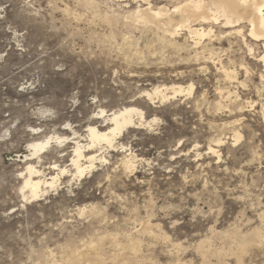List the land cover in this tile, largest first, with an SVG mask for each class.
Segmentation results:
<instances>
[{
	"label": "rangeland",
	"instance_id": "1",
	"mask_svg": "<svg viewBox=\"0 0 264 264\" xmlns=\"http://www.w3.org/2000/svg\"><path fill=\"white\" fill-rule=\"evenodd\" d=\"M177 1L148 3L172 11ZM146 7L143 0H0V264L78 257L82 264H264L263 44L246 26L244 41L213 26L211 40L196 48L189 39L187 48H165L150 25L133 19ZM220 65L237 81L227 82ZM159 85L193 92L147 100ZM229 92L239 96L235 106H227ZM123 107L156 121L123 132L117 143L125 147L97 154L106 161L92 173L23 198L27 165L47 176L54 163L69 169L71 139L84 143L101 110ZM241 109L243 140L235 144ZM50 137L71 142L52 139L31 158L29 145ZM219 138L212 157L208 147ZM124 157L134 169L114 179ZM91 246L98 260L86 254Z\"/></svg>",
	"mask_w": 264,
	"mask_h": 264
},
{
	"label": "bare ground",
	"instance_id": "2",
	"mask_svg": "<svg viewBox=\"0 0 264 264\" xmlns=\"http://www.w3.org/2000/svg\"><path fill=\"white\" fill-rule=\"evenodd\" d=\"M143 1L146 2L147 7L144 9H138L133 14V19H135L136 21H139L144 26L150 25L152 27V29L155 30V33H157L156 35L158 36L157 37L158 41L160 43H162L165 46V48L167 47V48H171V49H175V50L176 49L181 50V49L187 48L188 47V39L193 44L192 46L194 48H196L198 45H200V44L202 45L201 41L204 38H209V39L211 38V36L213 35V31H212L213 26H216L218 29H228V31L221 32L222 35L224 33H226V36H232V35L234 36L235 35L236 37H238L242 41H244L245 35L243 33V29L246 26L247 31H248L247 36L252 41H254L256 43L257 42L262 43L263 49H264V0H181V2L177 1L176 2L177 4L174 2L176 4V6L173 7L172 11L165 9L164 7H160V8H157L156 10H153L150 7L148 0H143ZM206 24H207L206 28L201 27L202 25H206ZM197 27H199V28H197ZM154 30H153V32H154ZM181 35L182 36L187 35V38H184L183 42L179 43V38H182ZM154 36H155V34H154ZM189 46H191V45H189ZM165 48H164V50H165ZM203 48H205V47H203ZM209 51H210V49H209ZM201 52H203V51H201ZM207 52H208V50H207ZM197 55L199 56V54H197ZM202 57L204 58L205 56L203 55ZM196 58L198 59V57H196ZM257 59H259L257 61L259 63H261L263 65V68H264V54H263V56H259ZM207 60H209V59H207ZM202 61H203V59H202ZM219 63H221V60L219 61ZM203 67H202V69H203ZM219 70L222 71V74L225 77V80H227V82L228 81L230 82L231 80L237 81L236 76H235V72H233V70L229 71V70L225 69L224 66L222 67L221 65H220ZM245 75L247 76V73ZM260 79H262V82H264V75L261 74ZM242 83H244V82H242ZM263 91H261V92H263ZM192 92H193V86L192 85H189L187 88H183L180 85L179 86L178 85H171V86H165V85L160 86L159 85L157 87H153L152 91L145 92V95L147 97V100H150V101L158 100V102H165V101H168L172 98H176V96H179V95H182L185 93L191 94ZM256 93L258 94V91ZM232 94H230V92L227 94L226 99H227V102L229 101V103H230L227 106H233V105L235 106V104L239 102V96L238 95H232ZM189 97H190V95H189ZM224 101H226V100H224ZM244 102H245V100H244ZM218 104H217V106H218ZM246 104L251 105L252 103L247 101ZM239 105L241 107L240 103H239ZM239 105L237 106V108L239 107ZM221 106L222 105L220 103V106L218 107V109L221 110ZM252 106L253 105H251V107ZM261 107L263 108V106H261ZM243 108H245V107H243ZM245 109H247V108H245ZM238 110H240V109L238 108ZM243 110L241 109V112H239L240 115L234 121V124L232 127L231 136H232V141L235 144L239 140L241 141V139H242V134L240 133L239 129H240V127L245 126V123L243 122V119H244L243 116H244L245 111L242 112ZM233 111H234V109H233ZM262 116H263V113H262ZM263 118H264V116H263ZM98 120H102L101 123H99ZM155 121H156L155 119L151 120V122L145 121L143 113L134 107H123L122 109H120L116 112H111L109 115L106 114L105 111L101 110L99 115L97 116V118H95L94 121H91V123L86 127V135L84 137V143H81L80 140H78L77 138H76V141H75V139H71V141L74 140V148H73L72 155L70 158V165L68 166V167H70L69 169H67L66 166L61 167V166L57 165L56 163H54L53 165L49 166V168H48L49 170H51L52 175L47 176L42 171L36 169L35 166H33L31 164L27 165V167L25 169V174L23 177V187L21 189L23 198L26 201L35 200V199L43 196L45 193H47L48 189L49 190L56 189L58 187L61 179L65 180V179H68L69 177H73L74 179L79 180V179L83 178L85 175L92 173L93 170L97 167V164H102L106 161L104 153H102V155H100V157L97 154H99L102 151H104V152L107 150L114 151V149H117L118 145H120V142L117 143V140H122L121 137L124 136L123 132H125L127 130L134 129L136 126H143V125L150 126V123H154ZM218 136H220V135H218ZM52 139H55L58 142V144H57L58 146H61L65 142H69V143L71 142L68 137H64V138L50 137L44 141H34L29 145V149L32 152L31 158L36 157L38 153L47 149L49 147L50 141ZM214 143H215V145H213L214 147H211V146L208 147L207 151H209V153L212 155V157L216 156V155L219 157L218 148L221 147L222 144H224V140L219 138ZM120 146H121V149H123L125 147V146H122V144ZM62 152H64V151H62ZM131 159H126L124 157V159L121 161V165H120L122 167L121 168L122 170L117 175L114 176V179L119 177V174L131 173L133 171L134 167H133V162L131 161ZM28 160H30V159H28ZM114 167H116V166H114ZM108 179H109V177H108ZM81 212H83V210ZM156 228H159V227H156ZM141 233H143V232H141ZM242 240H243V238H242ZM94 241H96V240L94 239ZM136 241H139V240H137V238H136ZM115 248H116V246H115ZM208 250H209V248H208ZM87 252L88 253H86V254H89V255H91V252H92L93 255H95V259H97V260L99 259V252L100 251L97 248H94L91 246V247H89ZM71 254H73V252ZM217 255H218V253H217ZM82 258L83 257L74 258V261H73V259H72V261L75 264H82V262H83ZM100 259H101V257H100ZM115 262H116V260H115ZM67 264H70V263H67Z\"/></svg>",
	"mask_w": 264,
	"mask_h": 264
}]
</instances>
